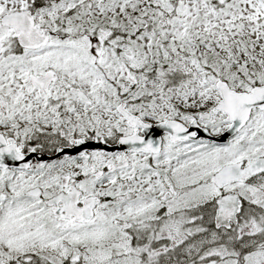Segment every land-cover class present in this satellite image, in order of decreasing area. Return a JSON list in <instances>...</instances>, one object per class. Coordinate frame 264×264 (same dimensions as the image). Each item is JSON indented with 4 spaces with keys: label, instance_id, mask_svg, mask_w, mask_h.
<instances>
[{
    "label": "snow or ice",
    "instance_id": "obj_1",
    "mask_svg": "<svg viewBox=\"0 0 264 264\" xmlns=\"http://www.w3.org/2000/svg\"><path fill=\"white\" fill-rule=\"evenodd\" d=\"M0 264H264V0H0Z\"/></svg>",
    "mask_w": 264,
    "mask_h": 264
}]
</instances>
